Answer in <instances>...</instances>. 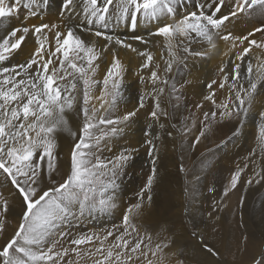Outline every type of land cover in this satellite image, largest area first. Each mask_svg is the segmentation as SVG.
<instances>
[{
    "label": "snow or ice",
    "instance_id": "obj_1",
    "mask_svg": "<svg viewBox=\"0 0 264 264\" xmlns=\"http://www.w3.org/2000/svg\"><path fill=\"white\" fill-rule=\"evenodd\" d=\"M49 3L50 0H0V20L15 18L22 25L11 28L0 37V171L6 174L7 181L21 198L18 227L0 245V264H78L81 245L95 246L94 251L90 248L84 253L95 257L93 264H165V249L170 241L154 243L140 218L145 205L153 199L151 193L161 148L157 143L161 140L160 132L153 129H162L164 124L161 121L168 119L161 103L170 83L167 74L172 73L173 65L180 61L176 50L194 54L190 45L198 39L213 43L214 37H218L225 42L232 41L233 48L236 41L241 44L247 41L248 46L235 56V60L241 62L253 46L264 49V41L249 39L255 32H264V27L244 36L226 32V22L231 17L251 14L253 10L264 14V0H236L230 13L219 16L216 14L221 12L224 0H204L197 11L179 17V0H61L60 23L28 26L26 22L30 18H42ZM206 8L211 11L206 12ZM73 16L83 19L74 21ZM110 20L133 33L141 22L151 25L149 36L162 37L171 57L165 61L163 77L157 70H152L147 77L140 75L141 85H150V90L141 94L135 110L118 116L114 114L121 99L123 65L114 55L101 81L94 78L99 67L96 62L108 51V44L132 52H137V48L127 38L107 33ZM30 32L37 45L30 58L24 63H9L13 53L25 44ZM84 32L107 43L98 50L93 40L86 41L79 34ZM49 34L53 43H49ZM131 39L142 44L150 43L143 36ZM138 54L146 58L141 71L153 67V55L147 51ZM155 67L159 69V65ZM240 68L239 63L233 64L230 84L228 75L223 77L219 88L223 89L227 84L228 96L217 104L224 110L220 113L222 117L237 121L247 115L258 85L264 80V72L253 78V65L249 60L245 87L241 82ZM220 71L224 72V68L221 67ZM216 83L213 80L207 88L212 89ZM98 85L99 94L94 95ZM176 91V85L172 83L169 96ZM214 97L213 91L205 99L216 104ZM148 100L152 101L147 112L150 122L144 129L145 139L141 147L147 148L151 159L150 175L137 193L135 202L123 210L119 226L101 229L103 235L95 231L85 233L81 229L80 234L74 236L72 230L80 228V218L86 214H109L116 207L118 181L126 174L133 153L139 148L124 147L114 151L113 144L138 111L146 107ZM66 113H74L79 119L77 131L69 127ZM216 115L213 112L211 119ZM204 119L209 120L208 113L204 114ZM260 119L258 140L260 152L264 153V112L260 113ZM208 127H211L210 123ZM64 132L73 138L74 143L70 171L57 183L53 175L59 159L57 141L59 134ZM167 135L171 138L172 132ZM200 136H204V131H200ZM198 143L199 137L193 141V144ZM106 152L112 155L107 156ZM255 156V151L250 152L244 166L234 171L230 188L225 189L223 195L237 187L244 170L255 163L252 159ZM180 170L184 171V167L181 166ZM253 174L256 179H248V185L264 180V168ZM71 206H78V211L73 212ZM9 211L7 199H0V233L4 231L3 219ZM162 232L163 228L157 235ZM65 238H68L67 243L76 247H64ZM70 252L75 253L77 261H65ZM254 264H264V259H255Z\"/></svg>",
    "mask_w": 264,
    "mask_h": 264
},
{
    "label": "rangeland",
    "instance_id": "obj_2",
    "mask_svg": "<svg viewBox=\"0 0 264 264\" xmlns=\"http://www.w3.org/2000/svg\"><path fill=\"white\" fill-rule=\"evenodd\" d=\"M246 14L256 20V28L264 27V14L256 10ZM251 32L248 31L245 35ZM228 62L233 64L234 60ZM190 98V101L195 100L193 101L195 106L193 105L191 109L196 111L194 117L173 121L175 126L173 131L179 141L176 158L178 168L176 173H172L174 179L170 180L166 189L160 188L163 192H158V188L153 184L151 193L153 199L143 208L140 219L152 235L154 243L170 241L168 248L165 249V264H254L255 259H262L264 255V230L254 222L257 217L264 218V198L262 205H256L258 198L256 196L262 191L264 193V180L261 181L263 186L258 192L256 189L261 187V183L254 182L253 185H248L246 181L255 180L256 177L252 173L264 168L261 158L257 159L260 156L252 158L255 163L244 170L237 187L229 190L226 196L223 195L225 189L230 188L229 181L234 171L244 166L245 158L252 152L253 135L251 133L247 136L236 135L237 130L234 129L239 128L241 121L222 117L220 113L224 110L217 107L219 101L213 104L209 100L210 104L207 106L199 99ZM213 112L217 113L215 119H211ZM201 113H208L209 120H199ZM254 122L256 125L262 123L258 118ZM200 131H204V136H200ZM234 135L242 140L238 142L232 139ZM197 137L199 143L193 144ZM226 149L232 152L223 151ZM186 151L187 155H185ZM105 155L109 156L107 152ZM58 160L57 170L53 173L57 183L65 179L70 171V168L65 170ZM181 166L184 167V171L180 170ZM151 167V159L147 153L143 159L128 165L126 174L118 181L115 209L109 214L93 216L89 221L80 218V228L73 229V235H79L81 229L85 233L95 231L103 235L101 229L119 226L123 210L135 202L137 193L150 175ZM159 171L161 169L157 167V172ZM2 178L7 180L6 174L0 171V194H3L0 199H7L4 195L6 187L3 186L6 182H3ZM8 183L10 184L9 181ZM13 189L16 191L15 188ZM9 207L10 211L6 214V219H3L4 231L0 233V245L10 237L12 228L18 227L15 222L18 210L15 211L10 205ZM151 214L154 217L149 219ZM161 228L163 232L158 236L157 233ZM182 231H186L188 235L185 240L179 239L178 235L181 236ZM67 239L65 238L63 243L64 247H76L67 243ZM196 243L200 245L198 248L206 253L204 258L198 257L195 253L193 247ZM94 247L93 245L79 247L81 257L78 264H93L95 257L86 256L84 253L90 248L94 251ZM64 259L77 261L75 253L72 252ZM203 259L211 261H203Z\"/></svg>",
    "mask_w": 264,
    "mask_h": 264
},
{
    "label": "bare ground",
    "instance_id": "obj_3",
    "mask_svg": "<svg viewBox=\"0 0 264 264\" xmlns=\"http://www.w3.org/2000/svg\"><path fill=\"white\" fill-rule=\"evenodd\" d=\"M202 2H204V0H187V2H185V0H179V6L177 8V17L184 15L186 12L197 11L198 6ZM60 3L61 0H50L47 10L43 12L42 18H30L26 22L27 25H39L41 23L46 22L52 24L60 23V20L58 18V13L60 12ZM235 3L236 0H224V6L222 7L221 12L216 15L219 16L230 13V11L235 6ZM212 6L214 7L215 3H213ZM40 10L41 9H37V11ZM205 11L210 12L211 8H206ZM82 19L83 17L81 16H73L74 21ZM226 25V32H231L233 36H244L248 33V31L253 32L255 30V28L257 27V22L254 18L250 17L246 13H241L237 17H231L230 20L226 22ZM20 26L22 25L19 19L5 18L4 20H0V37H3L11 28ZM151 28V25H145L141 22L138 24L136 32L133 33L127 28L115 24L111 20L109 22V28L107 30V33L109 35L118 36L121 39L127 38L128 42L133 44V46L137 48V52H132L130 49H125L114 44H108V51L104 52L101 60L96 62L99 67L96 71V76L94 78L101 81L104 78L107 68L113 62L114 55L119 58L121 64L123 65L124 70L122 73L123 79L121 81V99L119 100V109L114 114L115 116L126 113L127 111L135 110L138 107V100L141 94L144 91L150 90V85H141L140 75H144L145 77H147L148 75H150V72L152 70H157L158 75H160L161 77L165 75V61L170 59L171 57L169 56V52L165 47V42L162 37L149 36L148 33ZM79 34L82 35V38H84L86 41L89 39L93 40L96 43L98 50H102L101 46L107 43L102 38H96L87 32ZM133 36H143L146 40H149L150 43L142 44L138 40L131 39ZM249 39L264 41V34L261 32H257L254 36H250ZM49 43H53V38L51 34H49ZM232 44V41L225 42L222 39H219L218 37H214L213 43H209L207 41L199 39L193 41L190 45V48L192 50V53L194 54H187L179 49L176 50V55L180 57V61L173 65V72L167 74L170 77V83L169 86H166L165 94L161 97V103L162 106L166 108V111L168 113V119L167 121H161L164 124V127L162 129H153L154 131H159L161 135V140L157 142L161 145L159 151L160 159L157 161L156 165V167H159L161 171L157 172L156 180L154 181L155 187L159 190L158 192H160L161 189H166V187L169 186L170 180L174 179L172 173H176V169L178 168L176 158L177 153L179 151L177 149L179 141L177 137H175L176 135L173 131L175 129V126H173V121H177L179 119L185 120L186 118L194 117L196 111H191V109L195 104H193V101L195 100L190 101V97H192L193 99H199L202 101L201 103L203 105L205 104L208 106L210 103L209 100L205 99V97L210 95L211 92L214 91V99H216V101H219V103L224 102L226 100V97L228 96L229 86L226 84L225 88L221 89L219 88V84L223 81V77L225 75H228L229 84L231 83L232 77L230 73L234 63H239L241 65V82L244 83L245 87H247V81L244 77L247 62L249 60H251L253 65V78H256L258 73L264 72V49H257L255 46H253L252 51L249 52L248 56H245L244 61L241 62L235 60V56L241 52L242 48L248 46V42L245 41L243 44H241L239 41H236V46L234 48L232 47ZM35 47H37V45L35 44V38L30 32L25 40V44L22 45L20 50H17V52L13 53L9 63L15 64L26 62L30 58V53L35 49ZM142 51H147L151 55H153V67L149 69H143V71H141V65L144 63L146 58L138 54ZM228 60H234V63L230 64ZM156 65H159V69H156ZM221 67L224 68V72L220 71ZM213 80H215L217 83L213 85L212 89L207 88V85ZM172 83L176 85L177 91L171 96H169V88ZM99 91L100 86L98 85L96 87L94 95H98ZM151 103V100H148L146 102V107L138 111L137 116L133 119V121L129 123V126L125 129V131L115 139V142L113 144L114 151H119L124 147H127L129 149L139 148L138 152L133 153V158L131 159L128 165H133V163H136L137 160H141L143 159V157H146L147 148L141 147V144L145 139L144 129L146 125L150 122V118L148 117L147 112L149 111ZM261 112H264V80H262L258 85L257 93L255 95L251 107L247 111V115L243 118V120H241L239 128L234 129L235 131L237 130L236 135L242 134L247 136L249 133L253 135L254 148L252 151H255L257 155L261 157V164L264 165V153L260 152V145L258 140L259 133L257 134V132H259L261 124L256 125L254 122L256 118H258V120L261 122ZM204 114L205 113L200 114L199 120H205ZM66 116L68 118L69 127L72 129V131H77L78 125L80 123L79 119L74 115V113H66ZM169 131L172 132L171 138H169L167 135ZM231 134L232 133H230V135ZM236 135H234L232 139H236L238 142H240L242 139L237 138ZM73 143V138L67 132L59 134V138L57 141L58 146L56 151L59 154L58 161L62 165V167H64L65 170H68V168H70V153L72 150ZM223 151H227L228 153L232 152L229 149ZM185 153V155L188 154L187 151ZM108 154L109 156L112 155V153ZM2 181L6 182L3 185L4 187H6L4 195L7 198L9 205L13 209L15 208V211L18 210V213L15 217V222L16 224H18L19 217L21 214V198L18 196L17 192L12 188V186L8 183V181L5 180V178H2ZM260 185L261 187L256 189L257 192L259 189H262L263 182ZM256 197H258L256 199V205H262V200L264 198L263 191ZM117 199L118 198L116 195V200ZM173 204L176 205V203ZM71 207L73 212L78 211V206ZM96 215L99 214H86L85 217L81 218V220L85 219L89 221L92 219L93 216ZM153 217L154 215L151 214L149 216V219ZM254 222L255 224H257L258 227L264 230L263 217H257ZM146 223L148 222L146 221ZM15 230V228H12L9 233L10 237L12 236V234H14ZM180 234L181 236L178 235L179 239L182 238L183 240H185L186 236H188L186 231H182ZM195 245L196 246L193 247L194 251H196L195 253H197L198 257L201 256V258H204L206 254L204 250L198 248V246L200 247V245H197V243ZM255 258H257V256H255ZM262 259H264V255ZM203 261L211 260L203 259Z\"/></svg>",
    "mask_w": 264,
    "mask_h": 264
}]
</instances>
